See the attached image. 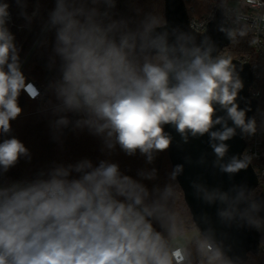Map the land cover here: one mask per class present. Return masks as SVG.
<instances>
[{
	"label": "clouds",
	"instance_id": "9594fccd",
	"mask_svg": "<svg viewBox=\"0 0 264 264\" xmlns=\"http://www.w3.org/2000/svg\"><path fill=\"white\" fill-rule=\"evenodd\" d=\"M9 7L7 2L0 3V133L4 134L22 111L18 105L21 91L31 99L39 95L20 70L14 36L6 27ZM81 11L69 10L64 0H58L51 14V23L60 26L55 50L64 61L58 97L69 109L85 110L89 118L84 123L97 133L107 130V137L115 136L127 155L139 150L151 162L153 152L167 150L171 137L164 125H173L185 140L188 133H208L223 121L213 118L215 104L226 109L237 127L255 132V122L245 123V111L238 110L242 84L234 78L231 59L213 60L210 48L188 47L190 38L183 34L172 45L166 33L152 37L154 19L139 37L124 34L117 43L108 35L112 25L103 29L95 22V9L83 22L75 18ZM137 39L142 52L154 50L152 59L145 57L141 66L129 58ZM234 133L226 123L223 131L210 133L221 142L212 145L217 157L225 155L228 146L223 142ZM27 153L19 139L3 140L0 167L7 172ZM249 162L250 158L233 157L222 171L237 173ZM74 170L81 174L79 178H69L68 169H56L49 179L0 189V264H183L184 250L169 251L161 233L153 228L151 218L162 206L145 205L147 190L122 175L118 164L101 161L93 168L90 161H84ZM181 170L182 166H176L173 178ZM242 197L243 191L237 199ZM205 198L213 199L207 194ZM218 198L228 199L226 193ZM220 216L231 213L221 211Z\"/></svg>",
	"mask_w": 264,
	"mask_h": 264
},
{
	"label": "trees",
	"instance_id": "16d2710c",
	"mask_svg": "<svg viewBox=\"0 0 264 264\" xmlns=\"http://www.w3.org/2000/svg\"><path fill=\"white\" fill-rule=\"evenodd\" d=\"M0 1L10 4L15 12L17 25L28 24L23 34L18 27H14L11 31L20 65L46 26L58 0H19V3L17 0ZM185 1L190 18L194 19L207 14L214 3L223 5L229 0ZM35 4L41 5V11L46 9V17L40 23H30L28 17ZM66 5L72 11L82 9L75 16L81 22L95 9V22L103 29L112 25V31L108 35L117 43L124 34L132 33L139 37L145 25L153 19L157 21L155 26L165 23V0H111V4L108 0H95V2L94 0H68ZM59 27L50 23L25 65L27 74L49 89V104L52 107L26 114L27 105L31 101L24 91H21L18 105L22 111L17 118L10 121V131L7 134L0 133V142L15 137L25 145L28 153L21 155L15 166L9 168L7 172L0 167V185L7 186L14 182L29 185L37 180L49 179L56 169H68L69 178H79L81 174L74 169L84 161H90L93 168L98 167L101 161L116 163L122 175L129 176L147 190L148 195L144 198L145 205L162 206V209L151 218V222L153 228L161 233L168 250L171 251V245L176 243L175 239L196 225L185 201L184 192L176 177L173 178L174 171L168 149L153 152L151 162L139 150L129 156L116 143L115 136L107 137V130L97 133L94 127L85 124L80 110L69 109L66 106L54 108L53 105L63 101L62 97H58V93L63 85L64 61L55 50L58 46L56 36ZM138 42L139 39L136 42L137 47ZM137 47L129 58L134 64L141 66L144 58L152 59L153 54H140L137 52ZM251 51V37L247 33L233 39L220 56L240 59L244 53ZM260 103L264 104V88H262ZM33 104L37 105L38 102ZM62 118L68 121L67 124L59 123ZM109 143L114 146L108 147ZM86 170L90 171V169ZM166 188L169 189L167 194ZM259 194L260 188H257L251 196L256 197ZM262 240H264V232H262ZM208 244L206 238L201 235L187 245L195 260L201 261L202 264H232L229 259H224L220 254L217 255L214 250L206 252ZM173 264L176 263L173 261ZM245 264H264V252L250 253Z\"/></svg>",
	"mask_w": 264,
	"mask_h": 264
},
{
	"label": "water",
	"instance_id": "95a60500",
	"mask_svg": "<svg viewBox=\"0 0 264 264\" xmlns=\"http://www.w3.org/2000/svg\"><path fill=\"white\" fill-rule=\"evenodd\" d=\"M233 24L224 8L217 9L213 19L204 32L196 31L191 27V18L185 0H165V23L153 27L150 35L155 37L167 34L170 45L176 43V38L183 34L190 38L188 47H200L202 51L211 49L213 60L221 58L220 53L233 40ZM138 42L137 52L140 54H154L153 49L140 50ZM231 59L234 78L241 81L242 88L238 90L236 103L238 110L245 111V123L257 109L258 100L251 95L250 89L255 81V73L247 62L233 57ZM216 111L214 119L222 117L221 124H214L208 133L196 136L187 134V140L176 131L173 125H164L165 133L171 137L168 148L173 171L176 166L182 170L175 175L181 186L185 201L192 213L196 227L206 238L214 252L232 264H245L249 254L260 252L261 233L257 227V219H264V195L256 197L251 194L258 188V176L251 162L246 169L237 173L222 171V166L231 162L235 157L247 160L244 157L246 142L244 131L237 127L228 117L226 109L219 104L214 105ZM235 129L233 137L224 141L228 150L222 158L217 157L212 145L221 143L213 140L210 133L223 131L224 124ZM243 191V197L237 199ZM226 193L228 199L222 202L218 196ZM213 199L207 200L205 196ZM255 206V207H253ZM221 211L231 213L230 217H221Z\"/></svg>",
	"mask_w": 264,
	"mask_h": 264
},
{
	"label": "built area",
	"instance_id": "2783aa9c",
	"mask_svg": "<svg viewBox=\"0 0 264 264\" xmlns=\"http://www.w3.org/2000/svg\"><path fill=\"white\" fill-rule=\"evenodd\" d=\"M68 0H64L65 4ZM0 3H3L0 1ZM224 8L225 13L229 16L233 24V39H237L245 34H250L252 51L244 53L239 59L242 62L250 64L252 71L255 73V81L250 89L251 95L258 100V106L250 120L255 122V132L248 133L244 131V138L246 142V148L244 151V157L250 158V162L253 165L255 172L258 176L260 193L264 195V104L261 105L260 97L262 96V88H264V0H229L223 5L214 4L211 10L201 18L191 19V27L199 32H204L211 20L213 19L218 8ZM10 16L6 22L8 30L12 31L14 27H18L22 31L25 27L23 25H17L15 21V12L9 7ZM41 15L40 9H36L30 15L31 22L36 21ZM51 23V19L47 22L46 27ZM44 28L41 35L44 33ZM40 35V37H41ZM39 37V39H40ZM233 41V40H232ZM35 45L29 50L26 57L20 63V70L26 77V83L31 82L38 89L39 95L35 99L26 97L31 102H38L42 105L43 109L48 107L50 91L44 85L40 84L35 78L28 75L25 70V65L28 58L36 48ZM229 57V56H227ZM226 58V57H222ZM81 113L84 119H88V113L81 109ZM5 186L3 189H6ZM117 199L123 200V197H117ZM140 207V206H138ZM257 227L261 233L260 251L264 252V240H262V232H264V219H257ZM180 248L183 249L186 255L183 264H202L201 261L195 260L190 252L188 245L179 243H173L171 245V251ZM213 248L210 244L206 247V252L212 251ZM175 262V261H174ZM176 263V262H175Z\"/></svg>",
	"mask_w": 264,
	"mask_h": 264
},
{
	"label": "rangeland",
	"instance_id": "374dc122",
	"mask_svg": "<svg viewBox=\"0 0 264 264\" xmlns=\"http://www.w3.org/2000/svg\"><path fill=\"white\" fill-rule=\"evenodd\" d=\"M42 4V3H41ZM215 4V3H214ZM213 4V5H214ZM212 5V6H213ZM40 4H38V5H36L35 4V7H34V9L29 13V19H30V15H31V13L32 12H34L37 8L38 9H40ZM41 11V10H40ZM45 11H46V9H43L42 11H41V15H40V17L36 20V21H34V22H31V20H30V23H40L42 20H44V18L46 17V15H45ZM49 19H51V16H50V18ZM49 21V20H48ZM47 21V22H48ZM27 25L28 24H25V25H23L25 28L22 30V31H20L19 29V31H20V33H24V31L27 29ZM47 25V24H46ZM50 25V24H49ZM48 25V26H49ZM48 26L46 27V29H45V31H44V33L46 32V30H47V28H48ZM44 27V28H45ZM44 28H43V30H44ZM43 30L41 31V33L43 32ZM41 33L39 34V36H38V38H37V40H36V45L39 43V41L42 39V37L44 36V33L41 35ZM40 35H41V37H40ZM39 37H40V39H39ZM35 45V44H34ZM54 106V108L55 107H58V106H65L64 105V103H63V101H60V102H58V103H56L55 105H53ZM51 104H48V107H46L45 109H51ZM27 113L26 114H33V113H35V112H37L38 110H43V107H42V105L41 104H37V105H34L33 104V102H31V103H28V105H27ZM13 186H16V187H25V186H27V184L26 183H23V182H14V183H12V184H9V185H7V188H12ZM5 186H3V185H0V189H3ZM201 236V232H200V230L197 228V227H194V228H192V229H190V230H188L187 232H185V234H183V235H181V236H179V237H177L176 239H175V241L177 242V243H179V244H183V245H186V244H188V243H192L193 241H195L198 237H200Z\"/></svg>",
	"mask_w": 264,
	"mask_h": 264
}]
</instances>
